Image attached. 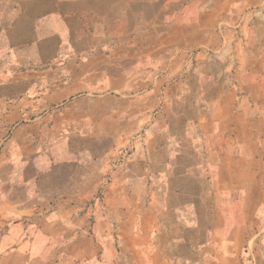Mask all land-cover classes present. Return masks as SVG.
I'll use <instances>...</instances> for the list:
<instances>
[{"label":"crops","instance_id":"1","mask_svg":"<svg viewBox=\"0 0 264 264\" xmlns=\"http://www.w3.org/2000/svg\"><path fill=\"white\" fill-rule=\"evenodd\" d=\"M0 182L59 264H264V0H0Z\"/></svg>","mask_w":264,"mask_h":264},{"label":"rangeland","instance_id":"2","mask_svg":"<svg viewBox=\"0 0 264 264\" xmlns=\"http://www.w3.org/2000/svg\"><path fill=\"white\" fill-rule=\"evenodd\" d=\"M3 184L0 182V264H59L57 237L42 235L46 223L39 219L38 210L24 214V208L16 205L18 199L8 197ZM97 200L102 201L101 194ZM242 226L249 228L245 222ZM254 260L252 253L240 247L238 264H252Z\"/></svg>","mask_w":264,"mask_h":264}]
</instances>
